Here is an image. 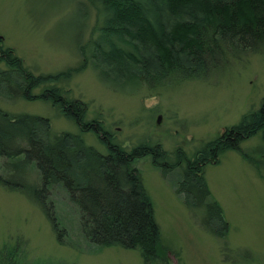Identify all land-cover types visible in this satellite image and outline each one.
Listing matches in <instances>:
<instances>
[{"label":"trees","instance_id":"obj_1","mask_svg":"<svg viewBox=\"0 0 264 264\" xmlns=\"http://www.w3.org/2000/svg\"><path fill=\"white\" fill-rule=\"evenodd\" d=\"M79 4L89 23L84 22V40L75 45L74 66L35 73L0 36V96L47 102L80 129L55 133L45 116H9L0 108V185L39 207L59 243L74 245L56 213L62 195L89 243L136 249L149 264L165 260L151 198L134 165L135 159L150 155L163 175L180 172L177 193L200 214L203 229L224 237L228 224L221 206L211 198L205 166L218 163L225 151L241 153V141L259 131L264 134V98L258 108L194 152L180 147L169 152L158 141L130 147L115 142L100 118H86V105L72 98L67 86L87 66L103 85L127 94L208 80L231 60L264 45V0H80ZM87 131L106 146V152L85 143L81 133ZM17 244L0 249V264H22Z\"/></svg>","mask_w":264,"mask_h":264},{"label":"rangeland","instance_id":"obj_2","mask_svg":"<svg viewBox=\"0 0 264 264\" xmlns=\"http://www.w3.org/2000/svg\"><path fill=\"white\" fill-rule=\"evenodd\" d=\"M79 1L0 0L4 44L35 73H55L76 65L75 45L84 40L85 24L89 23L83 19L84 7ZM67 87L72 98L86 105V118H100L105 129L115 135V142L130 147L158 141L169 152L180 147L191 153L260 106L264 98V45L258 52L231 60L205 81L186 80L127 94L103 85L87 66ZM0 108L9 116H45L55 133L80 132L76 124L42 100L9 101L0 96ZM81 136L86 144L106 152L93 132ZM239 147L241 154L225 151L218 163L205 166L211 198L221 206L228 224L224 237L203 229L200 214L189 209L177 193L178 170L165 176L151 163L150 155L135 159L165 252V260L149 264H264L263 132L241 141ZM56 210L73 246L59 243L39 207L0 185V249L14 248L18 243L22 264H146L136 249L98 247L84 239L77 215L62 195Z\"/></svg>","mask_w":264,"mask_h":264},{"label":"water","instance_id":"obj_3","mask_svg":"<svg viewBox=\"0 0 264 264\" xmlns=\"http://www.w3.org/2000/svg\"><path fill=\"white\" fill-rule=\"evenodd\" d=\"M160 121V116L157 117L156 122L158 123Z\"/></svg>","mask_w":264,"mask_h":264},{"label":"flooded vegetation","instance_id":"obj_4","mask_svg":"<svg viewBox=\"0 0 264 264\" xmlns=\"http://www.w3.org/2000/svg\"><path fill=\"white\" fill-rule=\"evenodd\" d=\"M241 154V153H240ZM242 156H243V154H242ZM244 157V156H243ZM246 159V158H245Z\"/></svg>","mask_w":264,"mask_h":264}]
</instances>
